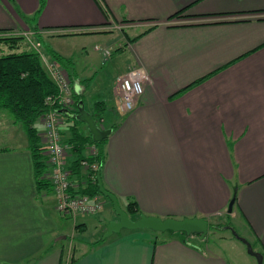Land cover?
Wrapping results in <instances>:
<instances>
[{
	"label": "crops",
	"instance_id": "0c3cea01",
	"mask_svg": "<svg viewBox=\"0 0 264 264\" xmlns=\"http://www.w3.org/2000/svg\"><path fill=\"white\" fill-rule=\"evenodd\" d=\"M13 1L25 14L39 5ZM107 19L123 25L121 44L117 29L93 31ZM24 27L13 3L0 0V28ZM36 27L82 32L59 37L82 41L83 63L110 60L114 68L105 98L94 100L104 104L95 118L86 90L96 86V69L79 77L74 66L83 107L99 128H110L103 187L160 217L208 220L226 210L264 261V0H45ZM95 45L110 48V57ZM133 67L143 72V91L132 110L120 112L116 78ZM2 111L9 139H0V264H245L222 244L192 240L196 234L160 238L146 228H121L102 239L106 223L117 219L102 215L107 206L85 215L57 211L50 182L45 192L36 187L23 126ZM77 128L91 136L84 122ZM72 226L83 240L64 256L55 242Z\"/></svg>",
	"mask_w": 264,
	"mask_h": 264
},
{
	"label": "trees",
	"instance_id": "16d2710c",
	"mask_svg": "<svg viewBox=\"0 0 264 264\" xmlns=\"http://www.w3.org/2000/svg\"><path fill=\"white\" fill-rule=\"evenodd\" d=\"M10 1L13 3L15 10L23 19L27 27L32 30L36 39L41 41L42 44H44V37L82 33L46 32L45 34H42V32L36 27V21L44 6L45 0H38L39 5L31 14L21 12L16 3L13 0ZM97 4L104 15L107 16L106 8L102 7L98 2ZM177 14L178 12L173 15ZM22 39H24L23 35L18 33L12 34V32H6V29L0 28V42L8 45V50L0 54V110L7 112L11 115L14 122H19L23 126L27 136L28 149L33 161L36 187L40 189L48 187L49 181L45 178L48 170V164L46 162V156L43 153L44 146L38 138L40 134L38 135L36 121L47 111L57 109V101L54 100L53 104H50L47 98H54L57 95L58 88L55 80L50 75L49 70L45 67L44 62L42 61V53L35 48L20 49L18 41ZM45 51L54 63L58 64L66 71L68 78L71 79V84H73L72 97L74 100L73 106L68 109L72 112H77V103L80 100L82 101V92H77L74 87L77 74L74 71L72 58L59 54L52 47H45ZM92 107V114L96 118L103 110L104 104L102 101L98 100L92 104ZM61 115L66 119V121L69 120L71 123L67 131L69 132L68 142L73 143L71 150L74 158V164L72 165L73 168L78 169V165L76 164L78 158L82 156L86 158L89 157L84 155L83 148H85L87 143H93L97 147L96 157L99 168L101 169L104 158L103 144L105 139L96 141L93 140L89 134H84L77 128V125L83 124V122L75 118L68 117L62 112ZM97 173L100 174V170H96L95 180L93 182L87 181V184L83 186V189H78V191H82L84 193L88 192L90 194H99L96 178ZM128 205L129 211H132L133 213L137 212L138 214L135 217L139 216L140 211H138L136 207L134 208L135 202L132 200L128 202ZM211 226L212 225L208 223V228Z\"/></svg>",
	"mask_w": 264,
	"mask_h": 264
},
{
	"label": "rangeland",
	"instance_id": "374dc122",
	"mask_svg": "<svg viewBox=\"0 0 264 264\" xmlns=\"http://www.w3.org/2000/svg\"><path fill=\"white\" fill-rule=\"evenodd\" d=\"M179 13L180 12H178L177 15H179ZM173 16H176V15H171L170 17H173ZM104 25H106V27H100V28H97L96 30L94 29L93 31H96L97 33H99V32H108L109 29H114V30L117 29V30H119L118 32L120 34V44H121L122 41L124 42L125 36L123 34L124 32H123V25L122 24H120L119 22L118 23H115L113 21L110 22L107 19L106 22L102 26H104ZM41 32H43V31H41ZM16 33L21 34V35L24 36V39L18 41L20 49H29V48L38 49V51H40V53H42V61L44 62L45 67L48 69L50 64H52L54 66V68L56 69V71L58 72V74H60L62 76L63 82H65L68 85V87H69L70 101H69V104H68L67 108L73 106V100H74L73 97H72V94H73L72 86H73V84H71V79L68 78V74L66 73V71L63 68H61L58 64L54 63L52 61V59L47 55V53L45 51V47H52V48L55 47L56 49H58L56 51H58L59 53L62 52V51L63 52H71L72 53V58H73V61H74V66H76V70H77V73H78L79 77L83 76L84 73L89 74L90 72H88V69L90 68L91 65H94L93 66V70L96 69V74H95L96 78L94 76L96 86L92 87L90 85V86H88V88L86 90V93L92 97L91 98L92 101L89 102V104L90 103L93 104L94 100L104 99L105 98L103 96L104 92H105V89H106V88H104V85H105V87H107V85L110 84V82H111V80H112V78L114 76V72H113L114 68H113L112 65L108 64L110 62V60H108L104 65H100V62L83 63V48H81L83 43L80 40H75L74 39L72 41V43H71V42L67 41L66 39H64L62 37L50 36V37H44V44H42L41 41L36 39L35 34L32 33V30L29 27H24V30H19L17 32H12V34H16ZM42 34H45V33H42ZM114 39H115V37H114ZM114 39H113V43H114V45H116V41H114ZM7 48H8L7 44H5L3 42H0V54L4 53L5 51H7L8 50ZM95 48L99 49L101 51L102 56L104 58H109L110 57V55H111L110 48H108V47H104L103 48V47H100L99 45H95ZM92 50L93 49L91 48L90 51H92ZM134 68H137V67H133L131 69H134ZM131 69H129L125 73H122L121 75H119V79H120V77L125 76ZM137 69H139V68H137ZM75 82H76V80H75ZM78 83H79V81H78ZM82 85H83V81H82ZM98 92H99V95H97ZM118 98H120V95L118 96ZM119 111H120V109H119ZM60 118L61 119L58 118V120H54V123L57 122L55 125H56V127L60 128V133H61V137H62L63 142L66 143V144H70V149L69 150H70V153H71V150H72V147H73V143L72 142H68L69 141L68 140L69 132L67 131V129L70 126L71 123H70L69 120L66 121V119L64 117L60 116ZM38 121L43 123V117L41 116L36 121V124H38ZM36 126L38 128V135H39V133L41 135V129L39 128L38 125H36ZM8 133L9 132H7L3 127L0 128V139L1 140L9 139V134ZM38 138H39V141L42 144H44L46 142L47 143L49 142L47 139L45 140V136L43 135V133ZM11 145H13L12 142H11ZM14 145H16V144L14 143ZM20 146H23V145H20ZM90 147H91V145L88 146L87 148H83L84 155L89 156L88 152H89V148ZM63 154H64V151H63ZM69 158L70 159L73 158L72 153L70 154ZM98 170H100V168H98ZM81 189H83V186L81 187ZM43 190H44L43 188H40V192L41 193L45 192V190L44 191ZM111 193H113V192H111ZM95 194H98V193H95ZM98 196H99V198L102 201L101 209H104L105 206H107V208H108V209L106 208V211L104 210L102 212L103 213L102 215H105L107 211H110L116 218H118L116 212L114 211V209L112 207V203L109 200V198H105L106 196L104 197V195H102L100 191H99ZM115 197H116L120 207L127 213V215L130 218L135 219V218L138 217V216L135 217L138 214L137 212L133 213L132 211H129L128 202L132 201L131 199H129V200L125 201V202H121V201L118 200V197L116 195H115ZM132 208H133V206H132ZM134 208H135V206H134ZM225 211L221 212V214L219 213V215H216L214 217H210L207 220V222L210 225H212V226L208 228V230H207V232L205 234V238H208V240L215 241L217 244L224 245L225 248L229 252L227 255L232 257L233 260L238 261V262H242V263H245V264H254V262L256 261L255 257L247 252L246 245L240 239V236H242V235H241V232H240L239 228H235L234 227L232 219L230 218L229 213L226 214ZM80 215H83V214H80ZM72 228H73V226H72ZM73 229H75V228H73ZM73 229L68 233V235H66L64 237L63 236L58 237L56 242H55L56 243L55 246L56 245H60L61 248L64 249V253H63L64 256L69 255V253L71 251V248L69 246H71V244L74 245L76 242L83 240V232H80V231H78L76 229L73 230ZM146 229L151 231L153 234H159L160 238L161 237H167L168 238V236L171 235V234L170 235L167 234V231H169V230H167V231H153V230H150L148 228H146ZM164 232H166V233H164ZM189 236H191V235H187V237H189ZM102 239H104V238H102ZM192 240H195V241H198V242L201 243L203 239L202 238L199 239V238H196V236H194V237H192ZM249 243L251 245V248L254 251H257V252L262 254V252L260 250H256L255 249V246L253 245V243L250 240H249ZM224 246H222V248H221L223 253H225ZM262 263L264 264L263 260H262Z\"/></svg>",
	"mask_w": 264,
	"mask_h": 264
},
{
	"label": "built area",
	"instance_id": "2783aa9c",
	"mask_svg": "<svg viewBox=\"0 0 264 264\" xmlns=\"http://www.w3.org/2000/svg\"><path fill=\"white\" fill-rule=\"evenodd\" d=\"M48 70L56 82L58 92L54 98H47L50 104H53L54 100L57 101V109H51L42 116L41 135L43 133L45 140L49 141L43 144V153L48 163L45 178L52 185L57 211L68 215L94 214L101 210L102 201L98 194L84 193L78 189L86 185L87 181L95 180V172L99 168L96 157L97 147L93 143L86 144L85 148L91 145L88 152L89 157L78 158L76 161L78 169L73 168L74 158H69L70 144L63 142L60 128L56 127L57 122L54 123V120L61 119L60 116L63 117L59 109L67 108L69 104V87L63 82L62 76L58 74L52 64ZM143 78V72L137 68L131 69L120 79L119 76L116 78L120 95L117 104L118 110L126 112L133 109L143 91Z\"/></svg>",
	"mask_w": 264,
	"mask_h": 264
},
{
	"label": "water",
	"instance_id": "95a60500",
	"mask_svg": "<svg viewBox=\"0 0 264 264\" xmlns=\"http://www.w3.org/2000/svg\"><path fill=\"white\" fill-rule=\"evenodd\" d=\"M59 110L68 117L84 122L91 134L92 139L95 141L105 138L110 132V128L101 129L97 126L92 115L83 107V102L81 100L77 103V112H72L68 108H60ZM96 178L99 191L102 195L109 198L112 203V207L118 216L116 220H110L106 223V230L103 232L102 238L109 236L113 232L119 231L121 228H148L153 231L169 230L172 232H183L185 235L196 234L199 236V238L205 237V234L208 230V222L203 217H160L157 215L140 213L137 218H130L118 204L115 195L103 187L99 173L96 174ZM232 204L233 198L230 199L228 204L229 211L231 210ZM240 239L246 245L247 252L255 257L256 263L263 264L262 254L254 251L246 238L240 236Z\"/></svg>",
	"mask_w": 264,
	"mask_h": 264
}]
</instances>
